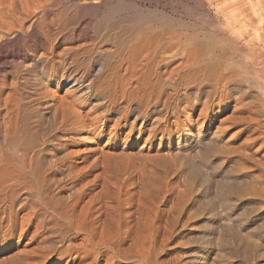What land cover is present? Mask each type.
<instances>
[{
    "label": "bare ground",
    "instance_id": "bare-ground-1",
    "mask_svg": "<svg viewBox=\"0 0 264 264\" xmlns=\"http://www.w3.org/2000/svg\"><path fill=\"white\" fill-rule=\"evenodd\" d=\"M100 1L0 0L2 243L11 241L12 231L19 226L23 232L34 224L32 238L42 232L49 237L43 240L48 244L39 248L43 250L44 260L54 255L72 259L75 254L72 262L76 264H98L99 259L109 264H167L162 249L165 246H162L171 240L172 226L162 220L158 208L160 202L156 198L136 194L135 190L134 194L130 185L122 183L124 176L120 178L124 187L114 177L116 182L112 179L114 169L112 162L109 163L110 151L106 145L102 148L97 142L105 135L101 126L105 121L111 122L110 114L115 108L123 111V115L114 120L115 128L124 121L131 131H136L138 124L135 121L143 118L140 133L148 132L149 137L161 141L170 139L175 133L189 135L191 126L199 124L203 127L209 120L218 121L223 127L244 121L247 126L244 129L242 126L238 133L250 132L248 140L250 138L257 145L254 144L253 153L256 156L254 160L251 156L250 159L256 167L253 169L261 170L257 177L253 175L255 184L251 196L264 198V81L262 84L259 78L255 80L254 74H250L253 70L259 75L261 71L264 73V46L260 43L264 41V21L259 18L264 11V0H258L263 10L256 8L255 0L248 1L251 13L245 12L249 7L242 11L234 8L233 0H227L230 4V1L234 2L230 7L231 16H240L238 22L226 18L221 24L216 18L215 22L206 21L208 25L196 26L187 24L185 18H177L174 12L161 11L160 4L156 5L158 2L155 10H150L146 16L147 23L141 19L145 24H133L130 19V23L125 19L109 26L108 20L103 22L105 18L98 21ZM125 5H134L138 9L142 6L137 0H130ZM253 18H257L258 24H254ZM227 31L230 36L223 38ZM250 36L255 40L252 43L255 42L258 48L261 46L263 54L251 43L252 38L247 39ZM254 87L261 90L262 95L255 93L251 115L243 114V118L237 115L239 107L245 106L237 104L234 112L223 118L220 106L230 104L231 91L245 94ZM130 113L136 114L134 122L130 121ZM153 115L160 117H156L149 127L146 121ZM218 133H211L204 143H186L184 152L195 151L203 155L204 161H209L211 155L221 153ZM85 136L90 139L87 144L83 141L82 146L78 139ZM78 147H85L83 154L76 149ZM230 149L227 150L232 152ZM60 154L62 156L58 157ZM198 157L200 160L201 155ZM204 177L209 178V175L204 174ZM225 182L220 185V197L224 207L226 204L231 208L229 196L237 193ZM65 190L70 193L61 196ZM255 205L254 211H250L258 221H263V206L261 209L258 203ZM25 209L27 211L18 219V214ZM260 223L251 229L264 238V224ZM254 248L258 250L261 245ZM187 254L188 257L184 254L186 258L176 264H201L204 259L202 253L198 258L190 252Z\"/></svg>",
    "mask_w": 264,
    "mask_h": 264
},
{
    "label": "rangeland",
    "instance_id": "rangeland-1",
    "mask_svg": "<svg viewBox=\"0 0 264 264\" xmlns=\"http://www.w3.org/2000/svg\"><path fill=\"white\" fill-rule=\"evenodd\" d=\"M126 1L128 3H130V0H125V2ZM137 1H139L140 4L142 5L141 6L142 9L141 8L138 9L134 5H125V4H127V2L125 3L123 0H101L99 3L100 7L98 4L99 9H97V10H99V12L96 10V12H98L97 16H100V17H98V21H101V20L103 21V19L105 18L104 20H106V21H103V22L107 23L109 21L107 23V24H109V26H111L115 23H118L120 21L123 22L125 19L128 22L130 19V22L132 21L133 24L134 23L135 24L136 23L137 24L138 23L139 24H145L144 21L149 20L146 17V16H148L149 11L155 10V6L159 5V4H160L159 9L161 11L165 10L166 13H173L174 12V14L177 18H181V17L183 19L185 18L184 20H186L187 24L190 23L189 24L190 26L206 25L208 22L217 21L216 18H218V20L221 24L226 22V18H227V20L230 18L229 19L230 21H233L234 19H236V22H238L237 19H239L240 16H238L236 18L231 16L232 11H231L230 7L232 6V4L234 2H235L233 5L234 8H237V9L243 11V9L246 10V7L247 8L249 7V9H247V11H245V12H247V13L250 12V5L248 4L249 0H233L234 2L230 1L231 4L228 2L229 0L228 1L227 0H224V1L223 0H151V2H150V0H137ZM202 1L204 4L202 3ZM173 2L174 3L176 2L177 4L175 5ZM239 2H241L242 4L241 3L239 4ZM243 2H245V3L243 4ZM254 2L256 4V8L263 10L262 4H260L258 0H255ZM228 3L230 5H227ZM179 4H181V5H179ZM225 4L227 6H229V8ZM211 5H212V7H211ZM122 6H123V8H121ZM131 6H133V7H131ZM127 7H128V9H126ZM234 8L232 7V10H234ZM173 9H175L176 12H175V10L173 11ZM187 9H189V11ZM220 9H221V11H220ZM224 10L227 11V14H224V12L226 13V11H224ZM228 12L230 13L229 15H228ZM131 16H133L132 17L133 19L130 18ZM225 16H227V17H225ZM143 17H144V19H143ZM232 18H234V19H232ZM259 18H261L264 21V11L259 16ZM141 19L144 21H142ZM255 19L253 20V21H255L254 24L255 23L258 24L257 18H255ZM208 20H210V21H208ZM206 21H207V23H206ZM221 21H223V22H221ZM145 22L147 23V21H145ZM237 25L239 27V23H237ZM263 30H262V33L264 32ZM226 33L224 35H222L223 38H228L231 34L229 31H227ZM251 38H252V36L248 37L247 39L250 40ZM262 40H264V36H263ZM253 41H255V40L252 38L251 43ZM260 43L264 46V41H263V43H262V41ZM252 44L257 46L256 48L258 49V52L261 50L260 49L261 46L258 48V45L255 42ZM241 45L242 44H240V46ZM263 51H262V54H263ZM263 68H264V65H263ZM263 72H264V70H263ZM257 73L259 75V72H257ZM257 73H256V71L254 72V70H253L250 74H252V75L254 74L253 77H255V80L257 77V78H259L258 80L261 81V83H262L264 81L263 80L264 77L262 78L261 75L264 76V73H262V71H261L260 75H259L260 77L257 75ZM262 86L264 87V85H262ZM247 90H249V89H247ZM250 90H251L250 93H249V91L246 92L247 94L245 93L246 95L244 94V92L243 93L236 92L235 90L231 91L230 97L232 100H231L230 104L226 107H224L223 105L220 106V108L222 110L220 112L223 114V118L227 117V115L228 116L231 115V113H233L235 110V105H237V104H238L237 106H239V105H245L246 106V108H245V106L244 107L240 106L239 108H241L242 110L238 109L236 111L237 115H239L240 117H241V115L243 116V114L246 117L248 115H251L250 112L253 109H251L250 107L252 106V104L255 103L254 101H255L256 96H257L256 94H259V95H262V94H261V90L260 91L258 89L255 90V87L253 89H250ZM263 91H264V88H263ZM242 95L244 97H242ZM252 95L253 96L256 95V96L253 97ZM238 96H239V98H238ZM245 96H247V98ZM240 97L242 98V100ZM240 100L242 101L243 104L241 102H239ZM247 104L248 105L250 104L249 107ZM220 108L218 109L216 107V110H220ZM86 109L88 110L89 108H86ZM243 109H244V111H243ZM239 110H241V112ZM197 112L199 114L200 109H198ZM248 112H249V114H248ZM97 114H95V116H97ZM122 115H123V111L121 109L115 108L114 111L111 112V114H110L111 122L105 121L104 125H102V126L100 125L101 129L105 130V135L100 141L98 140L97 142L100 145V147H102V148L106 145L110 151V160H109L110 162L109 163L112 162L111 163L112 168L115 170V173H114V170L112 169L113 170L112 174H114V175L111 174L112 179L114 177L115 180H118L117 182H119L120 185H122L121 182H122V180H124L122 183L125 185L127 184L128 187L130 185L131 186L130 190L133 191V193L136 191L135 192L136 194L141 193V195L142 194L143 195L144 194L145 195H151L154 199L156 198L155 200H158L160 202L158 204L159 214H160V216L162 215L161 216L162 220L164 219L165 222H169V224H171V226H172V235H171L172 238L170 237L169 239H171V240H168V242L166 241V243L162 246V247L165 246L162 249L164 250L163 252L165 254L164 258L166 260V263L167 264L168 263L169 264H176V262L177 263L179 262L178 260H184L186 257H188L189 255L187 253L190 252V255L192 254L193 257H196V258L199 257V254H201V253L203 254L204 259L202 260L201 264H210V263L211 264H219V263L220 264H264V247H263L264 246V238L259 237V235H256L255 229H251V228L256 226V223L261 224L260 222H262V224H264V220L258 221L257 218L254 217V214L252 215L253 212H251V211H254L253 207L256 206L255 203H258V205H259L258 207L263 206V209H262V207H261V209L264 211V198L256 199L255 196H253V194H252L253 197L251 196V193H253V191H254V189L252 187L255 184V182H253L254 178H255L253 175L255 174V176L257 177L261 172V170L259 171V170L253 169V167L254 168H256V167L254 166L255 164L252 161V159H250L252 157L254 160L256 154H253V153L255 152L254 149L257 145L253 141H250V138L248 140L247 135L249 134V136H250V132L246 131L244 133H238L240 130L246 128L247 124L244 121H242L243 122L242 123L240 120V122L236 121L234 123L232 122L231 125L229 124L230 127H229V125H227L226 127H223L218 121L209 120L205 123V125L203 127H201L199 124L198 125L195 124L194 126H191L189 131H188L189 135H187V134L182 135L179 133H175V135H173L170 139H168V140L166 139L164 141L163 140L161 141V139H159V138L149 137L148 132L140 133L139 127L142 126L143 118L140 119L139 121H135L136 114H132V113L129 114L130 121L131 122L135 121V123L138 124V126H137L138 129L136 131H131L130 127L125 125L124 121H121L120 124L118 125V127L115 128V125H116L115 121L118 118H120ZM156 117L158 118V117H160V115L151 116L150 118L147 119L146 124H148V126L150 127L151 123L154 122L153 120H155ZM182 118H183L184 122H186L185 117H182ZM241 118H243V117H241ZM242 126H243V128L241 129ZM252 127H253V125L250 126V128H252ZM141 129L143 131L144 128H141ZM215 131H219V133H220V134L218 133V136H220L219 137L220 138L219 144L221 147L220 151L222 154L220 152L213 154L209 157V161H204L203 160L204 158H202L203 157L202 154H199V153L196 154L195 151H192V152L190 151L191 154L184 152V147H185L186 143H191V144L204 143L203 141L206 139H209V137H211V133H213ZM198 133H200L199 134L200 137L198 136ZM236 133H238V135ZM89 137L90 136H85V138H80V139H78V142L79 143L81 142L80 145L83 144L82 143L83 141H85L84 144H87L89 142L88 139H90ZM247 142H250L253 145H251L250 143H247ZM254 144L256 146H254ZM222 145H224V146H222ZM227 147L231 148L230 150H232L233 153L228 151ZM78 148H76V149L79 151V153L83 154L82 148H85V147H78ZM235 149H236V151H235ZM240 150H241V152H239ZM181 151H182L183 157H181L182 156V154H180ZM187 154H188V156H187ZM219 154H220V156H219ZM184 155H185V157H184ZM189 155H190V157H189ZM200 155H201V158L199 160L198 156H200ZM215 155H217L219 157H217ZM59 156H62V154L58 155V157ZM149 156H151V157H149ZM192 156H195L196 159ZM212 157H214L215 159ZM184 158L187 160L189 158V160L187 161ZM262 160L264 162V159H262ZM200 161H201V165H200ZM205 162H206V165H204ZM113 163H114V165H113ZM194 163H196V164H194ZM202 163H204V164H202ZM197 164H199V165H197ZM214 164L217 166H215ZM201 166L203 168H201ZM120 168H121V170H120ZM243 168H245L246 170H244ZM117 169H119V171H122V172L117 171ZM124 170L126 173L124 172ZM235 171H236V174H234ZM238 171H240V172H238ZM247 172H249V173H247ZM118 173H122L123 175L122 174L120 175ZM204 174H205V176L209 175V178L211 177L210 180L207 177L205 178ZM232 174L234 175L233 177H232ZM250 174H252V175H250ZM218 175H219V177H218ZM222 175L225 178H223ZM121 176L122 177L124 176V177L121 178ZM235 176H237L239 178H237V177L234 178ZM220 177L223 179H221ZM247 177H248V179H246ZM240 178H242V179H240ZM211 180H213L214 183ZM209 181H211V182H209ZM219 181H221V182H219ZM223 181L224 182L226 181L225 183L229 184V186L234 190V193H237V195L233 193L234 195L230 194V196H229L230 197L229 202L232 205L231 208L228 207L225 204V202H224V204H225V207H224L223 200H221L222 198L220 197L219 188H220V185H222L224 183ZM216 182H217V184H216ZM243 182L245 184L241 185ZM250 182H251V184H250ZM132 184H133V186H132ZM247 184H249V185H247ZM216 185H219V186L215 187ZM237 185L241 189L236 187ZM246 185L248 188L246 187ZM122 186L124 187V185H122ZM242 187H243V189H242ZM236 188H238V189H236ZM59 189H54V192H56V193L59 192ZM205 189H206V191H205ZM246 190L248 191V193L250 195L247 194ZM205 192H207V195ZM68 193H70V191L65 190V191H62L60 195L61 196H67ZM246 194L248 196H246ZM235 195H236V197H235ZM207 196H208V198H207ZM232 196H234V197H232ZM200 197H202V198H200ZM237 197H239V199ZM210 198L213 200H211ZM231 199H234V200L232 201ZM188 200H191V201H188ZM198 200L200 203L197 202ZM209 200L212 203L209 202ZM236 200H237V202H236ZM216 201L217 202L219 201L220 205H219V203H215ZM239 203H240V205H239ZM243 203H245V205ZM210 204L211 205L214 204V205L211 207ZM250 206H252V207H250ZM221 208L222 209L225 208V209L222 210ZM232 209H234V210H232ZM250 209H252V210L250 211ZM26 211H27V209H25V211L19 213L18 219L21 218L22 215H24V213ZM222 211L227 212V214L225 212H222ZM230 216H232V217H230ZM214 217H215V219H214ZM221 218H222V220H221ZM223 219H225V220H223ZM227 219L229 222H227ZM234 220H235V222L233 224ZM224 221H226V222H224ZM222 222L224 223V225H222L223 224ZM185 223H187V224H185ZM218 223H219V225H218ZM226 224L227 225L230 224V226H227ZM217 225L220 227H218ZM34 227H35V225L33 224L32 226L27 227V229L25 228L22 232V228L19 226L18 229L12 231L11 241H9L5 244L2 243L3 241H2L1 234H0V264H70V263L76 264L77 263V262H72L73 259L76 257L75 254H73L72 259L68 258V257H66L67 259L66 258L63 259V258H60L58 255H54V256H52V258L44 260L43 250L39 249V248H40V246L48 244V243H43V240L46 238H49V237L47 236L48 235L47 233L42 232L41 234L37 235V237H34L36 239L32 238L34 235L33 233L35 231ZM225 227H228V228L226 229ZM201 238L202 239L205 238V239L202 240ZM52 240L54 241L55 239H52ZM253 240H255L256 242L259 241V243L257 244L255 241H254L255 242L254 243ZM203 241H204V243H203ZM240 241H242V243ZM244 242H246L245 243L246 245L244 244ZM199 245H201V246H199ZM255 245H261L262 249L258 248V250H256V248H254ZM246 247H247V249H246ZM249 247H250V249H249ZM252 247L254 248L253 251H252V249H253ZM187 249H188V251H187ZM195 249H197V250H195ZM39 252H41V253L39 254ZM255 252H258L259 254L256 255ZM81 253H82V255L84 254L83 251ZM184 254L186 255V257ZM41 256H42V258H41ZM180 256H181V258H179ZM259 257H261V258H259ZM173 258H174V260H173ZM177 258H179V259H177ZM213 258H214V260H213ZM175 259H176V261H175ZM210 259H212V260H210ZM170 260L173 263H171ZM66 261H67V263H66ZM97 263L98 264H109V263H106L103 259H99V261Z\"/></svg>",
    "mask_w": 264,
    "mask_h": 264
}]
</instances>
